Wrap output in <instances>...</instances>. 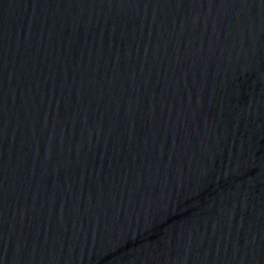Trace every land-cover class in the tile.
<instances>
[{
  "label": "water",
  "instance_id": "1",
  "mask_svg": "<svg viewBox=\"0 0 264 264\" xmlns=\"http://www.w3.org/2000/svg\"><path fill=\"white\" fill-rule=\"evenodd\" d=\"M0 264H264V0H0Z\"/></svg>",
  "mask_w": 264,
  "mask_h": 264
}]
</instances>
